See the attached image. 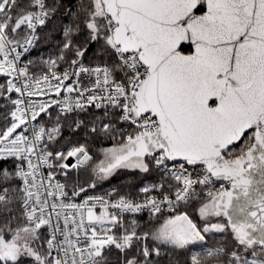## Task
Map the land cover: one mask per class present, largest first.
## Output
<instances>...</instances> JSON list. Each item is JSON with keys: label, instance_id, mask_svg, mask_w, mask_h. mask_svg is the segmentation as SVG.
Listing matches in <instances>:
<instances>
[{"label": "snow or ice", "instance_id": "obj_1", "mask_svg": "<svg viewBox=\"0 0 264 264\" xmlns=\"http://www.w3.org/2000/svg\"><path fill=\"white\" fill-rule=\"evenodd\" d=\"M0 264H264V0H0Z\"/></svg>", "mask_w": 264, "mask_h": 264}, {"label": "trees", "instance_id": "obj_2", "mask_svg": "<svg viewBox=\"0 0 264 264\" xmlns=\"http://www.w3.org/2000/svg\"><path fill=\"white\" fill-rule=\"evenodd\" d=\"M125 179V177L122 175V176H120V178L119 179H114L113 181H112V184L113 185H116V184H119L122 180H124ZM110 187V185L108 184V183H105L104 185H103V188H101L100 189V191H103L104 189H107V188H109Z\"/></svg>", "mask_w": 264, "mask_h": 264}]
</instances>
